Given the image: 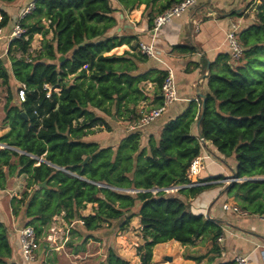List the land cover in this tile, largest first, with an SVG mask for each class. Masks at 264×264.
<instances>
[{"label": "trees", "instance_id": "1", "mask_svg": "<svg viewBox=\"0 0 264 264\" xmlns=\"http://www.w3.org/2000/svg\"><path fill=\"white\" fill-rule=\"evenodd\" d=\"M116 1L126 10L144 5L151 29L156 16L182 0ZM32 3L33 11L19 21L24 35L11 40L6 59L0 58V85L6 92L2 125L8 128L0 143L10 148L0 149V190H5L8 175L25 176L24 190L8 203L10 215L22 226H30L38 239L53 217L60 216L67 225L73 223L71 229L79 226L84 232L113 222L124 229L132 218L139 217L144 241L139 249V254L143 252L141 264H149L154 246L171 241L182 246L193 245L195 240L210 243L211 252L220 257V223L193 214L180 197L195 198L212 187L206 182L224 179L219 175L199 180L204 185L186 186L190 163L211 146L223 161L234 159L232 177L241 179L226 184L222 193L235 198L242 212L264 216V0L250 3L252 23L236 35L242 49L238 64H230L229 54H220L209 64L203 113L200 98L198 105L190 101L181 114L163 125L158 138L148 137L145 147L140 145L142 131L127 133L116 147L84 141L95 128L110 131L109 123L95 111L109 118L125 116V121L134 123L139 117L136 103L146 99L137 85L147 80L149 73L132 77L128 73L131 68L121 58L104 56L122 44H130L134 50L138 47L135 36H106L116 26L111 1ZM0 15V28L13 22L2 9ZM34 35L42 39L40 50L32 56L29 48ZM174 50L195 52L191 45ZM256 68L262 71L258 82V76L251 73ZM153 73L160 90L166 72ZM11 79L24 86L23 101L12 95ZM44 85L51 89L49 97ZM155 98L154 106H159L160 94ZM198 120L202 141L191 132ZM85 157L89 159L81 165ZM44 181L47 188H38ZM176 186L183 187L177 196L162 191ZM129 190L137 192H124ZM88 204L93 211L83 216L80 211ZM8 233V227L0 222V264H16L10 261ZM103 264L129 262L109 249Z\"/></svg>", "mask_w": 264, "mask_h": 264}, {"label": "crops", "instance_id": "2", "mask_svg": "<svg viewBox=\"0 0 264 264\" xmlns=\"http://www.w3.org/2000/svg\"><path fill=\"white\" fill-rule=\"evenodd\" d=\"M110 1L116 10L114 13L116 26L109 30L106 36L126 38L135 36L138 38V43H152L156 53L155 59L148 58L139 54L138 47L134 50L130 44H122L104 54V56L121 58L122 63L131 68L128 73L132 77L149 73L147 80L138 82V89L146 99L138 101L135 108L147 109L156 104L155 97L159 96L160 90L155 83L157 76L153 73L154 71L166 72L167 69H171L173 72L178 101L172 103L158 119L143 129L140 145L145 147L148 137L158 138L163 125L181 114L190 101H194L198 105V97L196 96L198 85L204 95L208 92L207 73L209 64L213 63L218 55L229 54L226 41L227 32L234 23H239V31L252 23L250 3L251 1L256 3L258 0H201L180 17L161 26L155 35L152 34L151 29H148L144 5L126 10L116 0ZM31 2L32 0L28 3ZM234 12L239 15H231ZM249 13L250 16H247ZM15 18L12 19L15 21ZM244 20L248 23L245 24ZM186 45L193 46L195 52L184 54L174 50L176 46ZM122 104L129 108L133 107L132 103L123 101ZM99 115L105 116L100 112ZM110 119L111 122H108L110 131H102L95 134L94 138L88 137L84 141L97 144L104 142L103 147H116L127 134L126 130L129 123L124 120V117H121L120 120L112 116ZM191 132L196 135L195 125ZM200 155L206 158L204 159L206 169L200 173L196 181L219 175L223 176L224 179L206 182L212 187L195 198H180L194 207V210L190 209L193 214L203 215L205 218L214 219L220 223L223 230L222 241L218 243L221 255L219 258H215V264L228 262L233 264V258L236 255L246 256L248 264H264V220L262 217L231 213L222 209V206L227 204L234 205L240 210L235 198L227 197L222 193L226 185L225 181L232 178L231 168L235 165L234 159H229L227 162L223 161V158L218 156L211 146H207ZM20 177L22 179L20 184L17 185V181H15L16 186L13 185L10 188L17 193L25 185V177L23 175ZM4 192L5 190H0V198L4 196ZM13 195L16 196V193ZM57 219L62 221L60 216L55 217L53 221ZM135 219L139 223V217H135ZM0 222L8 227V239L12 250L10 261L16 264H25L22 261L17 241V232L21 229L22 224L10 215V210L4 212L3 215L0 213ZM186 248L182 247V251ZM40 263L43 264L37 257L33 264Z\"/></svg>", "mask_w": 264, "mask_h": 264}, {"label": "rangeland", "instance_id": "3", "mask_svg": "<svg viewBox=\"0 0 264 264\" xmlns=\"http://www.w3.org/2000/svg\"><path fill=\"white\" fill-rule=\"evenodd\" d=\"M30 1L31 0H15L13 3H3L0 1V9L5 11L14 22L12 18H15L19 14V11L24 9ZM13 22L8 25V28L5 30L6 33H4L5 35H7ZM244 22L245 24L248 23V21L245 20ZM49 37L50 35L48 38ZM41 39L40 35L33 36L29 48L30 55L34 56L40 50ZM7 46L6 40L0 41V58L6 59ZM15 56H19V54H15ZM237 62L238 60H232L230 61V64L235 66L238 64ZM7 67H9L8 64ZM251 73L254 77L260 75L261 78L262 71L259 68H256V70ZM260 78L259 76L257 77V82ZM18 87L19 84L11 79L10 89L15 99H17L18 96ZM5 99V87L0 85V136L8 131V128L2 125L4 119L3 105ZM125 113L126 111L123 110V114ZM95 114L100 116L98 111H95ZM104 117L107 122H111V119L108 116ZM121 117L125 116H119L118 119L121 120ZM129 124L131 123L129 122ZM102 131H105V128H95L93 131L94 133L88 137H93L95 134H99ZM99 146L103 147L104 142L99 144ZM20 180L22 181L17 173H12L7 176L5 192L3 193L4 196L0 198V213L2 215L9 210L8 203L11 197H14L13 194L16 193V197H19L24 190L23 187L22 190L17 193L13 189H10L13 185L16 186L15 181H17V185L20 184ZM177 190L178 189L175 188L174 190L169 191L168 194L177 196ZM124 192L134 194L132 191ZM189 207L191 210H194L192 205L189 204ZM92 211L93 207L88 204L86 205V208L80 212L85 216L91 214ZM53 219L54 217L48 227L45 228L44 236L39 239L40 248L37 252L36 258L38 257L43 264H103L109 249H113L118 256L127 260L129 264H141L140 258L143 252L139 254V249L144 241L142 239L141 228L135 218H132L124 229H120L119 225H116V223L113 222L109 226H107V224L101 225V228L94 232H84L79 226H74V229H71L64 220H62V222L60 219H57L56 221H53ZM48 236H51L50 240L47 239ZM182 247L187 248L182 251ZM211 251V244H203L200 240H195L194 244L190 246H182L178 242L171 241L153 247L152 258L149 264H215V258L219 257H217V253ZM198 256L202 257L198 261H193L191 259L187 260L188 257ZM167 257L170 258V261H167ZM226 264H232V262Z\"/></svg>", "mask_w": 264, "mask_h": 264}, {"label": "built area", "instance_id": "4", "mask_svg": "<svg viewBox=\"0 0 264 264\" xmlns=\"http://www.w3.org/2000/svg\"><path fill=\"white\" fill-rule=\"evenodd\" d=\"M200 1L201 0H182L180 3L173 5L172 7L165 10L162 14L156 16L152 22V28H151L152 34L155 35L161 26L169 23L175 18L180 17L183 13L193 8ZM33 9H34V5L32 2L29 3L24 9H22L19 15L16 17L15 21L12 23L7 35H5L4 33H6L5 30L8 27L0 28V41L6 40L8 45L11 40L21 38L24 35L25 30L20 26L19 21L28 14H30L33 11ZM0 21H1V15H0ZM238 31H239V23H234L232 24V26L230 27L229 31L226 34V41L228 44L229 56L231 61L238 60L242 55V49L240 48V45L238 44V41L236 39V35ZM24 38L26 39V37ZM138 52L142 56L153 59L156 58L155 49L152 43L149 44H145L142 42L138 43ZM83 69H87V66H84ZM23 90H24V86L19 85L17 97L20 101H23L24 99ZM44 90H47L46 97H49L50 94L49 92L51 91V89L46 85H44ZM54 91L57 92L58 89H55ZM160 97H161V103L159 106H154L147 109L144 108L138 109L139 117L134 123L128 125L126 130L127 133L134 131H143L144 128H146L156 119H158L172 103L178 101L176 85L173 77V72L171 71V69H167L166 71V76L160 87ZM0 149H10V148L0 143ZM204 159L205 157L198 155L190 163V166L187 170V178L190 180V183L186 185L187 187H194L205 184L201 181L195 180L196 178L199 177L200 173L206 169ZM240 181L241 179L229 178L225 181V184H229L231 182H240ZM175 188L180 189L181 187H177V186L170 187L162 191L165 194H168L169 191H172ZM156 192L157 190H153V193ZM222 209L224 211L231 213H241L243 215H248L246 212L240 211L234 205L224 204L222 206ZM262 220H264V216L262 217ZM77 222L80 225H83V222L81 220ZM72 226L73 223L68 225L69 228H72ZM47 239L50 240L51 236H48ZM17 241H18V246L22 261L25 264H33L36 261V255L40 248L39 239L36 238L34 230L30 226H22L21 229H19V231L17 232ZM221 241H222V237L220 236L217 239V243ZM233 264H248V258L244 255H236L233 258Z\"/></svg>", "mask_w": 264, "mask_h": 264}, {"label": "water", "instance_id": "5", "mask_svg": "<svg viewBox=\"0 0 264 264\" xmlns=\"http://www.w3.org/2000/svg\"><path fill=\"white\" fill-rule=\"evenodd\" d=\"M63 60H64V57L63 56H60L59 59H58L59 62H62ZM197 87L198 88L196 90V96L202 100V103H201V114H202L203 113V110H204L205 95L201 92V89H200L199 85ZM195 128H196L197 137L202 141V134H201V130H200V122H199V120L196 122ZM15 151H17L18 153L24 154L21 151H18V150H15ZM88 159H89V157H85L84 160H83V162L81 163V165L86 164L87 161H88ZM55 168H57V167H55ZM57 169L63 170L61 168H57ZM97 186L107 188L106 186H103V185H98L97 184ZM37 187L38 188H42V189H46L47 188L46 181L37 184ZM181 188H183V187H181ZM129 191L137 192L135 190H129ZM167 261H170V258L169 257H167Z\"/></svg>", "mask_w": 264, "mask_h": 264}]
</instances>
